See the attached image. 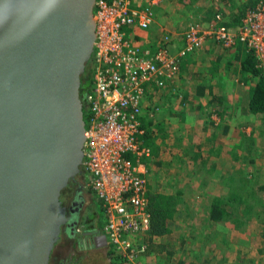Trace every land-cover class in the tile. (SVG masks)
<instances>
[{
  "label": "water",
  "instance_id": "1",
  "mask_svg": "<svg viewBox=\"0 0 264 264\" xmlns=\"http://www.w3.org/2000/svg\"><path fill=\"white\" fill-rule=\"evenodd\" d=\"M94 2L0 0V264H49L69 220L60 194L83 162Z\"/></svg>",
  "mask_w": 264,
  "mask_h": 264
},
{
  "label": "built area",
  "instance_id": "2",
  "mask_svg": "<svg viewBox=\"0 0 264 264\" xmlns=\"http://www.w3.org/2000/svg\"><path fill=\"white\" fill-rule=\"evenodd\" d=\"M154 17L150 5L95 0L91 84L82 98L87 118L81 166L100 201L112 256L128 264H142L141 256L149 248L151 213L141 158L150 149L139 143L145 97L172 80L182 59L206 37L224 47L244 44L264 67V0L247 8L236 25L226 22L222 10L206 23L188 22L179 33L182 45L176 49L170 48L167 33L154 48L134 41Z\"/></svg>",
  "mask_w": 264,
  "mask_h": 264
},
{
  "label": "crops",
  "instance_id": "3",
  "mask_svg": "<svg viewBox=\"0 0 264 264\" xmlns=\"http://www.w3.org/2000/svg\"><path fill=\"white\" fill-rule=\"evenodd\" d=\"M131 1L135 5H150L154 11L155 17L152 23L150 24L149 28L146 30H139V35L137 36V38L134 39L135 42L142 43L152 48L157 46L158 40L161 38L162 34L164 33L169 34L171 37V44H170L171 49H176L180 47V45H182L183 40L181 36H179V33L182 32L183 28L186 26L188 22L193 21L190 18L189 21L188 20L186 21V18L192 17L194 21L195 18L196 20L200 19L198 10H195L198 2H203V4L205 5L206 10L208 12L206 16L208 20L213 16L216 8L221 9L223 11V14L224 13L228 14L230 9V7L228 8L227 6L225 7L223 1H219V0H131ZM224 18L226 20L225 15ZM207 19L204 20L205 23L208 21ZM228 22L227 23L230 25H236L239 22V20L234 22L228 20ZM153 31H159L161 34L159 35L158 37L159 39L156 42L154 41L155 39H151V40L149 39V34L152 33ZM237 44H239V42ZM220 47L221 49H219ZM226 48L227 47L222 46L218 41L206 37L200 48H197V50H195L194 52L187 54L182 59L180 63L179 72L172 80L169 81L170 85L163 89L160 88L161 89L159 91L160 101L161 102L163 101V97L166 93L168 94L172 93V90L170 88L171 86L173 87L172 83L178 79L177 77L179 73L182 75L184 71H187L188 65L190 66L195 61L194 57L196 56V53H198V55L200 54L202 56L207 57L206 54L204 53H207L209 55L212 51L216 52L217 50L218 51L216 53L218 52L224 53L226 51L233 52V50L230 49L231 47H228L227 49ZM187 75L191 76L192 73ZM193 76L195 75L193 74ZM197 80H199L198 77L194 79V82H197ZM207 86L208 87L206 92H201L199 94L193 92L190 95L191 97L195 98V101L193 98L192 105H188L176 109L171 106H168V108H166L164 107L166 105H163L162 108H160L159 110L157 109L158 111L156 115L158 118L165 120V124L167 126L168 132L172 128V126L169 125V123L173 121L172 118L174 117L176 119V121H174L176 130H174V132L171 133L172 135H178V133L183 128L185 130L187 128L192 130L190 138L186 137L190 135V130L187 133L183 131V133L186 135L183 136L184 141L181 140L180 143L176 144L179 145L177 147L173 146L176 149V151H180L182 153L183 156H181L180 158L183 159L184 161H187L188 165L185 167V165L182 166V164L181 165L177 164L178 166L177 168V166H174L173 163L174 167L172 170H173V174L176 175L177 170L183 169L184 177H188V178L193 177L197 179L193 180V185L191 186V188L187 183L181 184L180 186H178V189H176L175 193L190 192L191 190L194 192L202 193L206 196L203 197L204 199H202L201 202L199 203L195 202V204H193V206L191 207L188 206V211L185 210L186 209L185 202H184V207H185L184 210H181L182 205L180 206L177 205V213L179 217L178 219L180 220L179 222L180 227H176L175 229L161 235H157L153 237L149 236L148 237L149 248L147 252L141 256L142 264H166V262L169 261V259L171 260L172 264H252V263L254 264V262L260 260L259 257H257L256 253L253 256H250V253L252 254L254 253V251L249 252L247 250V244H241L244 243V241H246L243 238L244 236L241 237V235H244V232L242 231L237 232L236 229L227 231V228L223 226V224L219 225L221 228L218 229L216 228V223H219L220 221H212L206 215V208L207 205L209 204V200H210L209 198H211L210 194H216L221 191H226L227 188L226 183L224 182L223 186H220L221 188L220 191L216 192L214 189V187H218V184L216 183L214 177L220 176L221 174L223 176H226V172L224 171L226 169V156H223V160H221L220 158L222 157L219 156L221 155V152L218 154V150H215L214 153H211V147L209 151L207 149H204L202 143H204L205 145L211 144L209 137H206L205 135L203 136L201 134L202 136L199 137L198 140H196L197 134L194 131L196 128L199 127L197 126L198 125L197 123L200 124L203 123V125L207 127V129L218 128L220 126L219 125L220 121L218 122L217 120H215L214 115L212 114V111H214L215 108H211L210 105L206 104L209 102L211 103L213 102V98H212L213 92H211V86L214 85L211 84L210 81V83H208ZM167 89H170L171 91ZM175 91L178 92L177 90H173V92ZM178 94H179L178 95L179 98L183 96L185 97L187 95L180 92H178ZM182 94L183 96H181ZM187 98L188 96H186V99ZM181 100L183 101V103L181 102V104L183 106L186 105L184 98H181ZM215 107H217L218 109V111H216L215 113H218L219 117L221 119L223 118L224 121L223 122L224 124H222L221 128L224 131L226 128L230 129L231 128L230 123H232L231 122L232 120L230 118V115H226L225 110H228L230 114L232 107L226 109H224V106H219V105H216ZM246 109H247V105H246ZM154 111L153 113L155 114ZM254 114L255 115L261 114V117L263 118L264 112H258ZM192 135L194 136V140H195L194 144H196L195 147L191 146L193 145ZM141 136L142 134H140L139 143L141 146H145L141 144L140 141ZM210 136H212L211 133ZM185 138H187L186 141ZM167 142H168V138H166L165 145L162 146V149L166 148ZM148 155H144L141 158L146 168L144 175L147 178V187L149 182L148 180L151 179V175L153 174V173L150 174L148 173V165L144 160V157ZM216 156L220 158H217ZM160 159L161 158L159 156V158H157L158 162L155 165V167L157 166L156 167L157 172L159 170L161 171V169L158 167L161 164ZM179 162L183 163L182 160H180ZM216 168L219 169L222 168V170H218L217 176H215ZM220 184L222 185V183ZM98 209L99 211L100 210L102 211L99 199H98ZM189 209L193 210L194 215L190 213ZM183 211L187 213L182 214ZM181 214L184 215L185 217L181 216ZM86 222L88 223V226H86V229L88 230L86 239H90V241L88 240L89 242L86 243L83 240L80 243V240L76 239L75 248H77L79 251H82L83 256L86 255L91 256V258H89V262H90L89 264H103L100 258L98 263L97 254L103 252V250L107 251L108 247H103L106 244L96 245V243L94 244V241L98 240V237L101 236L102 234L106 236L104 228L103 230L99 231L98 229L91 227L90 221H86ZM227 223L229 222L227 221ZM203 226L205 229H203ZM198 230L203 232H199ZM233 234H235V236H233ZM170 238H173L174 241H170L169 240ZM234 241H239L238 243L240 244V249L237 252H233L234 254L233 253L230 254L231 251L230 247L233 248L235 246ZM90 250H92L93 252H90ZM205 251H207L206 253L208 256L207 255L203 256L205 254ZM49 264H82V263L81 260H77V258L73 256L71 257L69 256L68 258H65L62 254H58L57 256H55L54 252H52L50 256Z\"/></svg>",
  "mask_w": 264,
  "mask_h": 264
},
{
  "label": "rangeland",
  "instance_id": "4",
  "mask_svg": "<svg viewBox=\"0 0 264 264\" xmlns=\"http://www.w3.org/2000/svg\"><path fill=\"white\" fill-rule=\"evenodd\" d=\"M195 10H198L200 18L199 20H202L203 23H205L204 20L207 19L206 16L208 12L203 2H198ZM189 18L194 21L192 17H187L186 21H189ZM159 35H161L159 31H153L149 34V39H155L154 41L156 42L159 39ZM235 45L236 43L229 47L233 48ZM241 45L245 47L244 44L241 43ZM216 52L212 51L209 55L207 53H204L207 57L200 54L198 55V53H196V56L194 57L195 61L193 62L194 64L192 63L190 66L188 65L187 71H184L182 75L179 73L177 77L178 79L172 83L173 87L171 86L170 88L172 91L177 90L180 93H184L185 95L187 94V99L186 96L184 97L183 94L181 95L183 96L181 98H184L186 102V105H184L185 107L188 105H192L194 97H191L190 95L193 92H196V94L206 92L208 87L207 84L211 81V84L214 85L211 86V92H213L212 98L218 99V105L224 106V109L232 107L230 114L228 110H225L226 115H230V118L232 120V123H230V129L226 128L224 131L221 128L222 124H224L223 118L221 119L219 117V114L215 113L216 110H214L212 111V114L214 115L215 120H217L218 122L220 121V126L218 128L207 129V127H205L203 123H197V126H199L200 128L198 127L194 131L197 134L196 140H198L202 135L209 137L211 144L205 145L204 143H202L204 149H207L209 151L211 147V153H214L215 150H218V154L221 152V155L219 156H221L222 158L218 156L216 157L220 158L221 160H223V156H226V169L224 170L226 172V176H223L222 174L220 176H217L218 170H222V168H216L215 176L217 177H214L216 183L218 184V187H214L215 191H220V186H223L224 182L226 183L227 187L226 191H221L216 194H210L211 197L214 195L223 196L224 194H226V196H229L231 192L238 189L239 187L242 188V194L246 192L245 199H243L240 203L236 202L232 205L228 204V208H233L236 220H234L233 218L225 221H220L219 223H216V228L220 229L221 227L219 225L223 224V226L227 228V231L236 229L237 232H244V235H241V237L244 236L243 238L246 241L241 244H247V250L249 252L254 251V253H250V256H253L256 253L257 257H259L260 260L254 262V264H257V262L258 264H264V188L261 187L262 184H264V115L262 118L261 114L255 115L254 113H250L249 111H247L248 109H246L248 96L250 94V84L253 82V79L245 77V73L240 70V60L232 54V51H230L231 54L230 52L227 53L226 51L222 54V56H219L220 54ZM191 73V76L187 75ZM193 74L199 78L197 82H194V79H196V77L193 76ZM169 85L170 83L168 82L161 89ZM159 91L157 90L156 93H154V91L150 92V94L145 97V107H149L151 105L149 103H153L154 99H159L160 101ZM206 104L210 105L211 108H216L213 105V102H209ZM172 119L173 121L169 123L172 128L169 131L170 135L167 137L168 142L166 143V148L162 149L159 152L161 164L158 167L162 172L160 170L158 172L155 171L151 175V179L149 180V190H151V192H161L164 194H179L178 205H182L181 210H184L185 202V210L188 211V206L191 207L193 206V204H195V202H201L202 199H204L203 197H205L206 195L191 190L190 192L175 193L176 189H178V186H180L181 184L187 183L191 188V186L193 185V180L197 178L184 177L183 169L177 170L176 175L173 174L172 169L174 166H177V164H182V166L185 165V167L188 165L187 161H184L180 158L181 156H183L182 153L180 151H176L173 146H179L176 144L180 143L181 140L184 141L183 136H186L183 131L187 133L190 129L187 128L185 130L183 128L178 133V135H172L171 133L176 130L174 122L176 121V119L174 117ZM191 132L192 130H190V135L188 134L189 136H186L187 138H190ZM210 133L212 134V136H210ZM187 138H185V141L187 140ZM192 138L193 145L191 146L195 147L196 144H194L195 140L193 135ZM180 160H182L183 163L179 162ZM81 171L85 173L82 166L80 172ZM220 183H222V185ZM189 211L192 215H194L192 209H189ZM98 212L101 216L100 222L101 224H103V213L101 210H98ZM186 213L187 212L185 211L182 212V214ZM182 214L181 216L185 217ZM227 221L229 223H227ZM81 227H83L82 224L76 227L78 232ZM203 229H205L204 226ZM233 236H235V234H233ZM75 240H68L65 236H62L61 240L54 247L55 256H57L58 254H62L65 258L73 256L77 258V260H81L82 264H89V258H91V256H83V252L75 248ZM169 240L174 241L173 238H170ZM238 242L239 241H234L235 246L233 248L230 247V254L239 251L240 244ZM90 252L93 251L90 250ZM206 252L207 251H205V254L203 256L207 255ZM97 257L98 263L100 258L103 264H125L122 262H113L107 255L106 250L98 253ZM166 264H172L171 260L169 259Z\"/></svg>",
  "mask_w": 264,
  "mask_h": 264
},
{
  "label": "trees",
  "instance_id": "5",
  "mask_svg": "<svg viewBox=\"0 0 264 264\" xmlns=\"http://www.w3.org/2000/svg\"><path fill=\"white\" fill-rule=\"evenodd\" d=\"M219 1H223L225 7H230L228 14L224 13L227 22L228 20H231L233 22L239 20L246 9L252 7L257 2V0ZM217 10L221 9L216 8L215 11ZM230 49L233 50L232 54L240 60V70L245 73V77L253 79V82L250 84V94L248 96L246 104L248 111L251 113L264 112V67L258 65V59L254 52L252 50L246 49V47L241 45V43H236V45ZM229 52L230 51H228L227 53ZM218 54H220L219 56H222L223 52H218ZM91 74L92 67L90 66V62L88 61L81 76V98H83L85 87L87 88L91 84ZM84 85L85 87L83 88ZM157 90L159 91L160 89ZM157 90H155L154 93H156ZM178 95L179 94L176 91H172V93L170 94L166 93L163 97L162 102H160L159 99H154L153 103H149L151 104L149 107H144V110L142 112L141 125L143 127V133L140 141L142 145L148 146L150 148V154L144 157V160L148 165L149 174L157 171V166L155 167V165L158 162L157 158H159V152L162 149V146L165 145L166 138L169 136L165 120L158 118L156 113L160 108H162L163 105H166L164 106L166 108H168V106H171L175 109L184 107L181 104V102L183 103V101L181 100V98L179 100ZM217 102L218 99L213 98L214 106L218 105ZM152 110H155V114L151 112ZM215 110L218 111L217 107L215 108ZM83 114L84 119L86 120L87 112L85 104H83ZM261 187L264 188V184H262ZM241 190L242 188L239 187L238 189L231 192L229 196H226V194H224L223 196H212L206 208V215L208 216V218L212 221H225L233 218L234 220H236L233 208H228V204L232 205L236 202L240 203L243 199H245L246 192L242 194ZM178 197L179 194H163L161 192H151V190H149L148 182V202L149 210L151 213V225L149 230L150 237L161 235L175 229L176 227H180V220L178 219L179 217L177 213V205L179 203ZM113 250L114 249L109 244L106 251L107 255L113 262H120L118 257L112 256L114 252Z\"/></svg>",
  "mask_w": 264,
  "mask_h": 264
},
{
  "label": "flooded vegetation",
  "instance_id": "6",
  "mask_svg": "<svg viewBox=\"0 0 264 264\" xmlns=\"http://www.w3.org/2000/svg\"><path fill=\"white\" fill-rule=\"evenodd\" d=\"M84 87L85 85L83 88ZM86 179L87 174L81 171L71 177L61 191L60 197L62 203L65 205L69 220L62 224L60 237L55 245L61 240L62 236H65L68 240L79 239L80 243L83 240L88 243L90 239H86L88 233L86 229L88 223L86 221H90L91 227L99 231L103 230V224L100 222L101 216L98 212V198L94 191L87 185ZM81 224L83 227H81L78 232L76 227ZM95 243L99 245L102 242L95 240L94 244ZM54 247L52 252H54ZM103 247H108V243Z\"/></svg>",
  "mask_w": 264,
  "mask_h": 264
}]
</instances>
